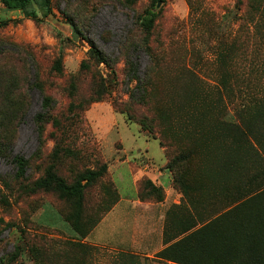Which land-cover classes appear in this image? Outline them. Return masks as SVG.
<instances>
[{
	"label": "rangeland",
	"instance_id": "1",
	"mask_svg": "<svg viewBox=\"0 0 264 264\" xmlns=\"http://www.w3.org/2000/svg\"><path fill=\"white\" fill-rule=\"evenodd\" d=\"M52 4L53 15L37 21L0 6V108L16 89L24 90L29 104L21 122L11 126L2 118L0 128L1 136L13 139L11 158L29 160L26 177L18 179L11 161L0 158V264H143L131 252L158 258V250L179 234L180 226L222 214L239 196L264 190V0ZM153 4L156 23L143 31L137 17ZM3 20L12 21L3 25ZM70 20L106 54L113 69L91 58L90 44L74 33ZM126 36L149 45L134 61L140 76L148 78L146 113L163 122L160 129L171 130L164 140L172 145L168 150L160 132L151 134L136 116L129 121L122 113L131 105L128 90L135 85L128 86ZM37 73L53 104L42 124L36 121L42 92L29 86ZM236 135L252 157L239 154L231 169L226 149L233 140L228 136ZM184 152L187 159L173 168L178 195L172 201L167 203L166 193L154 189L149 178L138 182V198L146 205L126 212L140 249L95 246L86 238L78 242L59 214L72 216V203L55 189L34 187L49 170L72 185L106 165L107 172L84 192L82 225L88 228L118 204L120 192L130 193L132 178L120 165L127 155H143L157 167L167 161L168 169L170 159ZM170 179L166 170L162 183ZM21 234L28 237L27 245L39 247L37 252L23 245ZM44 238L73 244L76 251L68 252V244L59 250L50 243L41 248ZM16 246H22L20 255ZM150 257L144 264L157 262Z\"/></svg>",
	"mask_w": 264,
	"mask_h": 264
},
{
	"label": "trees",
	"instance_id": "2",
	"mask_svg": "<svg viewBox=\"0 0 264 264\" xmlns=\"http://www.w3.org/2000/svg\"><path fill=\"white\" fill-rule=\"evenodd\" d=\"M53 0H0V6L8 12H20L24 18L32 19L34 21L48 19L53 15ZM153 4L150 9L146 10L143 14L137 17L139 27L143 31H150L156 23L157 13L153 12ZM12 20H3L1 23L6 25ZM70 25L76 35H79L91 46L90 56L100 64H105L109 68L113 69V63L106 56L104 52L95 44L93 40L84 36L78 29L73 20H70ZM148 44H140L136 39H131L126 36L124 42V61L126 64V75L128 78V86L133 82L134 86L128 90L130 96L131 105L127 108H123L122 113L127 115L129 121L135 120L141 125L143 129L151 134L159 133L162 137V145L167 150L172 147L171 144L167 145L164 140L167 134L171 130L160 129L161 122L158 118L149 116L146 113L148 96V82L147 74L145 78L140 76L138 70V62L134 59L138 52H146ZM3 56V55H2ZM1 57V56H0ZM58 72H61V64L57 62L55 65ZM32 81L35 82L32 83ZM29 81V86L37 87V90L41 93V109L42 111L37 115L36 121L38 124H42L45 116L53 109L52 101L46 98L43 94V82L40 79L39 74H36V78ZM23 89H16L13 97L4 101L3 106L0 108V128L3 125V119L10 121L9 125L15 126L18 122H21L27 114L26 108L29 104L25 102ZM3 118V119H2ZM160 123H159V122ZM1 131V130H0ZM233 137L229 147L226 149L230 153V158L227 159L229 165H235L237 156L240 154L245 158L252 157L251 151L247 147L242 148L244 140L236 142V136ZM228 140V138H227ZM241 142V143H240ZM13 139L10 136L0 135V158H3L15 166L16 178L24 179L29 171V160L23 155H17L11 158V149L13 147ZM191 155L192 153L189 152ZM188 157L187 152L178 155L176 158L170 159L168 169L173 175V185L176 184V175L173 172V168L180 161L186 160ZM226 163V164H227ZM231 165V169L232 168ZM107 166L104 165L100 170L89 171L75 184L69 185L66 181L58 176L52 170L46 173V176L35 182V189H55L58 193L65 198L68 202H71L74 208L72 216L65 217L60 212L59 214L70 225L71 229L77 234V241L85 239L90 233L100 224L101 220L93 222L91 226L85 228L82 225L84 215H81L84 192L87 187L94 185L98 179H100L106 172ZM84 181H87L84 183ZM155 189H161L162 187L156 185L152 180L147 181ZM163 189V188H162ZM164 191V189H163ZM165 192V191H164ZM141 198V196H140ZM182 229L173 238L168 237L167 229L164 232L166 239V245L162 251L158 253V258L168 261L171 264H264V190L260 192H247L245 195L239 196L235 201L229 204L227 211L217 216L208 217L206 219H198L192 224L187 226H180ZM22 243L24 246L33 253L37 252V246L26 244L25 240L27 236L21 234ZM43 245L41 248L47 246L48 243L53 245L54 248L62 249L67 246L61 242V240L49 242L44 238L42 240ZM68 244V252L76 251L75 247L72 249ZM79 245V244H78ZM22 246H16V254H21ZM40 248V249H41ZM52 246L49 247V251ZM48 250V248H46ZM72 249V250H71ZM44 250V249H43Z\"/></svg>",
	"mask_w": 264,
	"mask_h": 264
},
{
	"label": "crops",
	"instance_id": "3",
	"mask_svg": "<svg viewBox=\"0 0 264 264\" xmlns=\"http://www.w3.org/2000/svg\"><path fill=\"white\" fill-rule=\"evenodd\" d=\"M123 151L126 152L127 150H125L124 148ZM139 158L145 159L146 162L145 161L142 162H145L146 164L142 165L143 163H140ZM166 164L167 161L161 167H157L155 165H152L149 161H147L146 157H144L143 155L139 156L137 154L132 158L129 155H127L126 160L120 162V165L127 167L128 174L132 178L130 193L126 192L123 196L119 191L121 195V200L103 218L100 224L90 233V235H88L85 241L95 246H101L102 244H104L103 247H106V245H111V248H116V250H118L117 248H122L126 246H130L136 249L142 248V245L137 240L135 228L132 226L131 227L132 230L129 231L130 224H128L127 221H129L130 218L129 217H128L129 219L127 218V215H129V213L126 211L130 208H136L138 205L143 204L138 198V193H139L138 182L144 178H149L156 185H159L164 189L167 195V199H166L167 203L172 201L174 196L178 195L177 190L173 186L172 172L166 168ZM120 165H118V167L115 169V172L113 174L114 180ZM166 170L169 171V175L171 177L170 183L168 185H164L162 183V179L166 175ZM131 231L134 232L135 235L128 236L129 234H131ZM163 249L164 246H162L158 251H162ZM131 254L134 256H140V261L143 264L145 258L150 257L149 255L148 256L140 255L138 252H131ZM150 258L157 260V262H155L154 264H163V263L171 264L170 262H167L165 260L156 257H150Z\"/></svg>",
	"mask_w": 264,
	"mask_h": 264
}]
</instances>
